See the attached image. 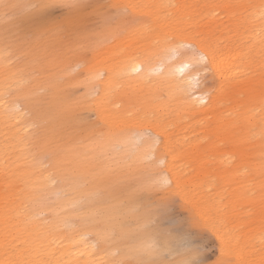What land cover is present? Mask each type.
I'll return each mask as SVG.
<instances>
[{"label":"bare ground","instance_id":"6f19581e","mask_svg":"<svg viewBox=\"0 0 264 264\" xmlns=\"http://www.w3.org/2000/svg\"><path fill=\"white\" fill-rule=\"evenodd\" d=\"M47 2L36 0L35 3ZM179 2L181 4L177 6L174 0H146L148 7L129 8L132 32L149 29L151 38L145 56L130 59L127 68L130 87H160L175 96L180 111L223 113L225 110L219 107L220 97L227 92L226 96L232 98L251 84L248 71L251 53L258 49L259 61H264V0ZM24 3L25 0L6 2L8 7L18 10ZM131 4L140 6L142 3L133 0ZM220 7L225 8L227 18L222 21V18L212 16L215 27L223 30L228 27L226 22L236 20L243 24L242 32L246 34L242 37L237 34L239 38L232 40L222 37L215 41L193 39L190 32L193 17L199 19ZM2 28L0 26V53L5 54L17 44L4 37ZM112 33V30L106 32L107 35ZM100 38L98 33H78L71 40H62L60 32L52 29L31 40L30 44L50 43L54 46L46 59L36 58L40 69L51 65L55 70L42 87L47 89L44 94L39 93L40 88L19 87L25 67L4 74L6 85L0 87V188L3 189L0 191V264H137L141 250L150 243L156 245L152 256L158 264H185L184 259L175 262L160 260L162 248L155 241L156 236L151 237L148 228L152 213L140 198L142 189L169 180L171 189H175L182 200H187L170 161L166 162L161 155V150L165 151L164 142L161 147L157 140L153 145L148 140L139 142L135 155H124L125 145L129 146L127 130L114 131L116 126L110 119L115 115L104 116L106 102L103 98L104 94L111 96L109 91L101 92L99 100L94 103H98L100 121L107 125L100 140H95L93 128L83 122L69 90L58 80L67 66L84 57L68 48L66 43L74 40L90 43ZM186 46L190 47L189 53H184ZM34 53L39 55L41 50H34ZM0 63L1 68L3 62ZM200 71L209 72L208 79L216 93L210 91L211 84L205 92H194L199 87L197 76ZM260 85L264 86V81ZM257 97L255 103L262 104L264 93L257 94ZM252 99L248 96L249 101ZM61 101L67 106L63 112L57 110ZM22 102L31 117L18 109ZM117 104L114 102V106ZM149 105L150 102L144 103L146 108ZM249 107L231 105L230 114H247ZM262 107L264 105L259 108ZM181 116L179 114L178 119ZM35 124L39 125L38 129H30ZM27 133L30 134L25 136ZM26 139L40 152L53 155L48 169H44L41 161L22 168V154L30 156ZM191 141L186 135L173 143L185 147L191 145ZM8 145L19 147V154L6 162L9 158L4 155ZM120 146L122 150L117 152ZM167 152L171 153L169 147ZM151 158L150 164L159 163L163 168L156 167L154 175L148 176L145 169L140 168L144 165L143 160ZM114 163L119 166L112 168ZM88 169L95 171L91 182L83 186L82 175ZM69 184L75 188L76 197L65 195ZM129 184L134 187L124 188ZM169 190L164 192L165 195L170 193ZM53 193L60 195L56 205L50 200ZM108 195L111 200H107ZM56 210L55 215L47 214H54ZM76 218L78 221L74 225ZM213 226L211 230L221 249L226 250L233 235L220 232L216 225ZM90 234H95V238L91 239ZM220 252L226 254V251Z\"/></svg>","mask_w":264,"mask_h":264},{"label":"rangeland","instance_id":"374dc122","mask_svg":"<svg viewBox=\"0 0 264 264\" xmlns=\"http://www.w3.org/2000/svg\"><path fill=\"white\" fill-rule=\"evenodd\" d=\"M8 1H0V26H3L4 37L17 45L5 54L0 53V62H3L0 87L6 85L4 74L7 71L25 67L19 87L40 88L39 93H46L47 89L42 87L55 70L51 65L40 69L36 58L46 59L54 46L50 43L30 44V41L52 29L60 32L62 40H71L78 33H98L101 38L90 43L75 40L66 43L68 48L80 52L84 57L67 66L63 76L58 78L62 86L69 90L83 122L93 128V138L100 140L107 125L100 121L98 103H94L99 100L101 92L109 91L111 96L104 94L103 98L106 102L104 116L115 115L110 119L116 126L114 131L127 130L129 146L125 145L124 155H135L139 142L148 140L153 145L157 140L160 147L164 142L165 151L161 150V155H164L166 162L170 161L172 172L179 177L187 200H182L174 192L175 189H170V193L165 195L158 182L140 191L141 200L152 213L148 228L152 238L158 237L154 239L162 248L160 260L175 262L178 259L188 261L200 258L206 264H264V107L259 108L264 102L260 105L255 103L259 98H255L257 94L264 93V86L260 85L264 81V61H259L258 49L251 53L252 59L248 65L251 84L232 98L226 96L227 92L220 97L219 107L225 112L216 115L212 111H180L181 106L175 101V96L160 87H130L127 74L130 59L145 56L151 41L149 29L132 32V12L128 9L125 13L123 6L130 5L133 0H48L46 4L39 5L35 3L36 0H25L21 10L8 7ZM136 1L142 3L140 7L146 5V0ZM174 1L177 6L181 4L180 0ZM73 4L81 7H70ZM212 16L226 20L225 8L211 10L199 19L194 16L190 25L193 39L215 41L222 37L232 40L246 34L242 32L243 24L236 20L226 22L228 27L224 25L226 28L223 30L215 27ZM108 30L113 33L107 35ZM237 34H240L239 37ZM34 50H41V53L36 55ZM190 51V47L186 46L184 53ZM208 73L199 72V87L194 92L208 90L211 84ZM210 91L212 94L215 92L212 84ZM248 96L253 99L249 101ZM116 101L118 104L114 106ZM145 102L151 105L146 108ZM231 105L250 107L247 114H230ZM111 106L114 108L111 109ZM66 108L63 101L57 105L58 111L63 112ZM18 109L23 110L26 116H32L23 102ZM179 114L182 115L180 119ZM38 127L35 124L30 129L36 130ZM186 135L190 136L191 145L182 147L173 143ZM25 142L30 156L22 154V168L41 161L44 169H48L53 155L40 152L28 139ZM168 147L171 153L167 152ZM121 150V146L116 149L117 152ZM18 154L19 147L8 145L4 158H9L7 162L14 160ZM151 160L153 158L143 160L144 165L140 168L145 169L144 173L148 176L154 175L156 167L163 168L159 163L150 164ZM118 166L114 163L112 168ZM93 171L85 170L83 186L91 182ZM24 186L26 188V184ZM132 187L134 184L124 188ZM0 191L3 189L0 188ZM64 193L69 197L77 196L71 184ZM59 196L57 193L51 195L53 205L57 204ZM106 197L111 200V196ZM165 199L171 201V211L161 215L157 206ZM57 213L58 210L54 214H47L51 216ZM77 221V218L74 219V225ZM213 225L220 232L233 235V241L226 245V250L221 249L211 230ZM89 237L94 239L95 234ZM185 237L187 244L184 243ZM220 251H226V254ZM148 258L154 259L153 256Z\"/></svg>","mask_w":264,"mask_h":264},{"label":"snow or ice","instance_id":"6c2138e0","mask_svg":"<svg viewBox=\"0 0 264 264\" xmlns=\"http://www.w3.org/2000/svg\"><path fill=\"white\" fill-rule=\"evenodd\" d=\"M35 7V6H33ZM70 7H81V5H70ZM125 9V13H127L129 8H136L140 7L138 5H125L123 6ZM142 7H148V5H143ZM262 15H264V12H262ZM195 51V49L193 48ZM200 59L203 60V55L200 54ZM187 66V65H186ZM205 68H207V64L204 65ZM211 93H209V96ZM179 180V177L177 178ZM172 185L169 180H162L159 184V188L163 192H167L169 189H171ZM157 210L161 215L167 214L171 211V201L169 200H161L160 203L157 206ZM184 243L187 244V237L184 238ZM196 251H199L197 249ZM264 251V249H262ZM156 252V245L154 243L147 244L143 247L141 250L139 257L137 259V264H158V261L154 259H150L148 257H151ZM185 264H206L204 259L200 258H193L191 260L185 261Z\"/></svg>","mask_w":264,"mask_h":264}]
</instances>
